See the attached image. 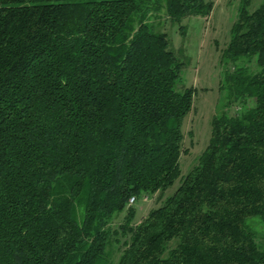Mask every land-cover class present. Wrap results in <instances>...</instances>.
<instances>
[{
  "label": "trees",
  "instance_id": "trees-1",
  "mask_svg": "<svg viewBox=\"0 0 264 264\" xmlns=\"http://www.w3.org/2000/svg\"><path fill=\"white\" fill-rule=\"evenodd\" d=\"M247 5L224 60L258 69L225 75L230 113L182 176L194 89L160 30L214 3L0 0V264H264V1Z\"/></svg>",
  "mask_w": 264,
  "mask_h": 264
},
{
  "label": "rangeland",
  "instance_id": "rangeland-1",
  "mask_svg": "<svg viewBox=\"0 0 264 264\" xmlns=\"http://www.w3.org/2000/svg\"><path fill=\"white\" fill-rule=\"evenodd\" d=\"M214 3L209 17L188 16L180 22L171 20L162 22V32L168 35L170 48L184 64L182 79L177 85L178 91L194 89L193 109L183 119L182 145L183 154L180 160L182 176L187 175L198 163L200 156L208 148L216 116L230 113L227 108L230 99L227 84L222 83L225 75L235 68L248 67L257 70L255 60L245 58L238 62L224 60V52L231 42L233 28L239 20L241 6L248 2L247 9L254 12L264 0H207ZM165 18V17H164ZM163 18V19H164ZM168 19V18H166ZM233 112L239 110L234 106ZM181 184V179L163 195L145 197L132 203L138 214L136 221L145 218L150 210L162 205L163 201L174 195ZM124 215L115 224L123 220ZM256 233V238L264 250V225L260 218L248 222Z\"/></svg>",
  "mask_w": 264,
  "mask_h": 264
},
{
  "label": "built area",
  "instance_id": "built-area-1",
  "mask_svg": "<svg viewBox=\"0 0 264 264\" xmlns=\"http://www.w3.org/2000/svg\"><path fill=\"white\" fill-rule=\"evenodd\" d=\"M134 201V199L132 200V202Z\"/></svg>",
  "mask_w": 264,
  "mask_h": 264
}]
</instances>
